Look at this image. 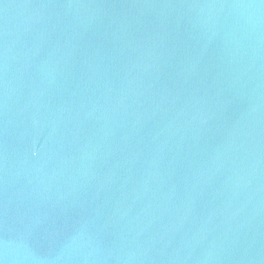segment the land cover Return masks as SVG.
Listing matches in <instances>:
<instances>
[{"label": "water", "instance_id": "95a60500", "mask_svg": "<svg viewBox=\"0 0 264 264\" xmlns=\"http://www.w3.org/2000/svg\"><path fill=\"white\" fill-rule=\"evenodd\" d=\"M0 264H264V0H0Z\"/></svg>", "mask_w": 264, "mask_h": 264}]
</instances>
